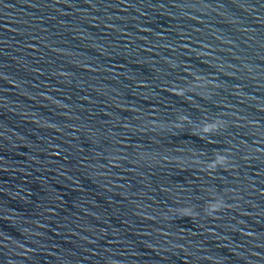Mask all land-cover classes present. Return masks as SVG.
I'll use <instances>...</instances> for the list:
<instances>
[{"label": "water", "instance_id": "water-1", "mask_svg": "<svg viewBox=\"0 0 264 264\" xmlns=\"http://www.w3.org/2000/svg\"><path fill=\"white\" fill-rule=\"evenodd\" d=\"M0 264H264V0H0Z\"/></svg>", "mask_w": 264, "mask_h": 264}]
</instances>
